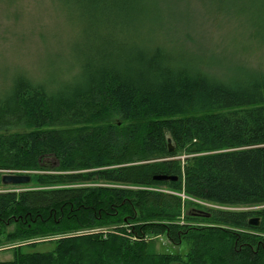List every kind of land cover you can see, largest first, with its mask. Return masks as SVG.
I'll return each instance as SVG.
<instances>
[{"label":"trees","instance_id":"1","mask_svg":"<svg viewBox=\"0 0 264 264\" xmlns=\"http://www.w3.org/2000/svg\"><path fill=\"white\" fill-rule=\"evenodd\" d=\"M142 1L62 0L82 18L72 46L77 70L70 80L52 85L17 73L0 91V171H35L42 158L52 156L65 173L40 175L41 185L99 179L165 187L219 206L264 204V74L238 69L222 80L201 69L203 61L195 57L143 46L134 33ZM238 11L247 14L254 35L264 39V0H248ZM112 116L132 123L99 126ZM168 140L177 152L169 153ZM186 150L212 154L182 164L175 156ZM157 156L168 160L134 164ZM107 167L112 168L85 173ZM156 176L177 180L158 182ZM88 193L87 188L0 193V244L124 222L120 213L99 218L84 207ZM105 194L137 211L138 217L127 221L167 222L159 230L165 235L185 227L175 224L182 201L174 194L124 189ZM76 211L85 212V226L70 229L66 217ZM203 216L213 227L186 235L184 258L155 253L143 237L132 241L134 233L121 229L106 238L62 237L51 252L24 250L35 243L18 247L10 261L0 264H264V241L258 236L264 235V210H207ZM256 217L259 226H249ZM230 230L249 234L241 238Z\"/></svg>","mask_w":264,"mask_h":264},{"label":"rangeland","instance_id":"2","mask_svg":"<svg viewBox=\"0 0 264 264\" xmlns=\"http://www.w3.org/2000/svg\"><path fill=\"white\" fill-rule=\"evenodd\" d=\"M247 3L248 0H143L142 14L136 19L134 31L137 32L134 33L143 46L158 45L171 53L183 52L187 57H195L203 61L201 69L215 74L222 80L234 76V72L238 69L264 74V39L254 35V29L248 23L247 14L238 11V6L244 7ZM79 13L76 8L70 9L64 6L62 0H0V91L8 86L13 75L17 73H23L34 83L47 85L70 80L77 70L72 46L78 41L82 27V18ZM117 123L123 128L132 122H123L119 117L112 116L105 124L99 126ZM167 146L172 152H177L175 144L171 141ZM191 151L178 152L175 158L180 159L184 164L187 159L212 154ZM166 159L163 156H157L134 164H158ZM111 168L93 169L85 173ZM63 173L65 172L60 169L59 163L52 156H45L40 160L39 167L35 171H0V179L7 174L30 177V183L23 185H3L0 181V193L87 188L89 193L83 201L84 207L93 210L99 218L104 216L105 219H109L114 213H120L119 218L124 222L117 226L108 225L96 230H73L72 227L85 226V212H72L66 219L73 226L64 236L35 238L26 242L13 243L2 240L1 262L10 261L12 252L16 248H24L32 243H35L36 247L24 248V250L45 253L53 251L54 242L62 237L99 234L106 238L107 234H114L121 229L127 230L128 235L134 233V236L130 235L132 241H140V237H143L155 253L184 258L189 249L186 240L188 233L194 229H212L213 227L204 219L203 213L207 210L238 212L264 210V204L244 207L210 204L186 197L182 193L177 194L165 187L125 186L106 183L99 179L88 180L81 184L52 186L41 185L37 181L40 175ZM110 189H124L133 193L151 191L180 197L182 206L175 224L185 227L177 230L168 229V235H165L159 230L164 226L168 227L170 224L167 222L132 223L127 221L132 217H138L137 211L130 209L129 205L105 196V191ZM16 227V224L10 225L5 231L11 232ZM223 230L229 229L223 228ZM230 232L237 233L231 230ZM117 234L121 236V233ZM144 234L148 236L144 237ZM248 234L238 231L236 236L246 238ZM258 236L263 242L264 235Z\"/></svg>","mask_w":264,"mask_h":264},{"label":"water","instance_id":"3","mask_svg":"<svg viewBox=\"0 0 264 264\" xmlns=\"http://www.w3.org/2000/svg\"><path fill=\"white\" fill-rule=\"evenodd\" d=\"M170 143V140H168V143ZM169 148V153L172 152V150ZM154 181H158V182H167V181H176L177 178L176 177H170V176H156L153 178ZM1 183L3 185H23V184H28L30 183V177L26 176V175H14V174H7V175H3L1 177ZM260 224V220L259 218H253L250 219L248 222V225L251 227H258Z\"/></svg>","mask_w":264,"mask_h":264}]
</instances>
